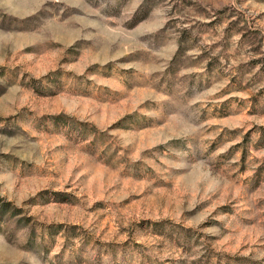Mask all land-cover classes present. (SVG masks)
<instances>
[{"label":"rangeland","instance_id":"rangeland-1","mask_svg":"<svg viewBox=\"0 0 264 264\" xmlns=\"http://www.w3.org/2000/svg\"><path fill=\"white\" fill-rule=\"evenodd\" d=\"M0 264H264V0H0Z\"/></svg>","mask_w":264,"mask_h":264}]
</instances>
